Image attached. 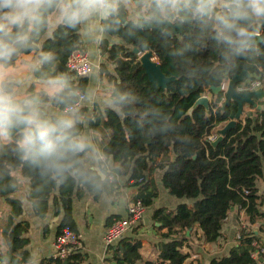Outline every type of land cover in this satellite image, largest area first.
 Here are the masks:
<instances>
[{"label":"trees","instance_id":"obj_1","mask_svg":"<svg viewBox=\"0 0 264 264\" xmlns=\"http://www.w3.org/2000/svg\"><path fill=\"white\" fill-rule=\"evenodd\" d=\"M131 1L135 8L130 3L115 18L105 16L101 22L105 36L99 48L107 58L99 73L113 86L112 107L102 111L95 106L88 126L106 132L108 139L102 153L107 161L124 167L133 165L129 181L139 191L132 200L139 199L146 207L153 205L159 193L156 186L145 184V173L150 163L162 158L159 168L164 172L163 188L183 202L173 211L159 209L154 214L155 220L162 224L160 229L167 230L165 238L170 240L161 245L158 261L145 260L141 254L142 240L129 233L108 249L109 261L184 264L189 257L182 252L184 238L191 229L200 228L205 242L214 244L223 237L232 207L246 209L251 222L256 216H263L258 211L257 181L264 175V106L253 108L255 113L248 114L244 121L238 120L217 147L212 146L209 137L216 126L234 120L238 113L236 102L225 103L221 90L224 83L247 71L251 80L262 82L264 89V25L255 26V36L247 50L235 56L228 45L216 38L215 27L205 29L186 14L158 23L146 0ZM47 28L15 58L13 66L22 54L34 52L36 58L41 51L50 53L53 60L31 74L33 82L43 74L61 75L74 92L85 93L87 97L89 77L78 79L67 67L73 52L87 51L81 25L70 28L61 23L44 39ZM148 52L157 58L166 76L176 79L166 88L150 82L142 67L140 55ZM108 65L114 67L112 71ZM34 83L28 93L37 95L46 112H53L48 105L59 111L60 105L35 93ZM207 92H214L210 111L199 106L188 115ZM88 110L80 109L84 120ZM85 124L80 126L82 131ZM84 155L80 154L72 171L54 176L20 158L11 146L0 148V198L12 208L3 233L8 248L7 263L30 261L28 222L22 220L24 204L15 197L21 190L19 177L29 181L28 200L37 216L45 217L51 209L56 216L62 214L58 236L66 227L77 232L73 217L75 196L90 193L99 199L109 192L108 177L103 178L97 170L85 166ZM137 229L138 226L131 233ZM241 239L243 244L232 249L228 257L213 259L210 264H254L251 259L254 239L250 233L242 234ZM41 264L92 263L78 251L65 259L51 257Z\"/></svg>","mask_w":264,"mask_h":264},{"label":"clouds","instance_id":"obj_2","mask_svg":"<svg viewBox=\"0 0 264 264\" xmlns=\"http://www.w3.org/2000/svg\"><path fill=\"white\" fill-rule=\"evenodd\" d=\"M159 23L186 14L203 28L215 27L216 38L228 45L232 55L243 54L255 36V26L264 25V0H146ZM131 0H0V148L11 146L20 158L54 176L74 169L81 153L101 157L90 142L79 104L67 78L43 74L39 95L59 111L46 112L36 94L17 91L13 61L31 47L55 15L70 28L95 17H116ZM50 53L40 52L26 67L38 72L50 63ZM86 126V124H85Z\"/></svg>","mask_w":264,"mask_h":264},{"label":"crops","instance_id":"obj_3","mask_svg":"<svg viewBox=\"0 0 264 264\" xmlns=\"http://www.w3.org/2000/svg\"><path fill=\"white\" fill-rule=\"evenodd\" d=\"M132 7H136L133 2ZM105 17H95L81 24V31L84 44L93 62L94 69L89 76V86L84 107L88 108L86 127L84 132L90 133V142L97 150L101 157L95 159L91 155H84L85 166L99 169L105 177L109 179V192L99 199H95L90 193H85L82 197L73 198V217L76 224V230L81 236V251L85 258L92 264H116L109 261L111 252L104 244L103 236L109 224L125 218L128 213V202L138 194L139 187H131L130 182L132 175V164L127 167L121 166L120 163H114L112 160L107 161L102 153V147L107 141V135L104 131H94L88 126L89 120L93 115L95 106L102 111L112 107L111 93L113 86L107 82L106 78L101 77L99 67L106 63L105 58L97 56V50L104 32L101 22ZM61 24L58 18L53 15L48 24L47 33L44 39L50 37L54 30ZM43 39V40H44ZM30 54H22L14 68V76L18 82L19 93H27V78L29 84L34 83L31 79L32 72L26 67ZM23 59V60H22ZM27 60L26 63L23 62ZM25 63V64H24ZM113 69H111L112 71ZM35 93H38V83H34ZM28 89V90H27ZM24 90V91H23ZM23 91V92H22ZM56 112V108H50ZM162 158H158L155 164L150 163L149 169L145 173V184L156 186L158 196L147 211L143 221L138 225L136 233L129 232L128 235L137 237L142 240L141 254L147 261H158L160 247L163 243L169 242L165 238L166 229L161 230L162 224L157 222L154 214L159 209L173 211L183 200H179L169 194L163 188L162 178L164 172L159 165ZM21 190L15 197L24 204L23 219L28 222L26 238L29 240L27 251L30 254V261L21 264H41L54 254V242L58 237V228L62 221V214L56 216L51 209L45 217H39L32 209L28 200L29 181L19 177ZM259 196L258 211L263 216L254 218L251 222L246 209L239 206L232 207L231 213L223 227V237L214 244L206 243L203 231L200 228H193L186 233L184 238V247L182 252L189 255L184 264H210L213 259L221 260L230 255L232 249L240 247L242 234L250 233L254 240L264 243V175L257 181ZM12 208L4 198H0V264H9L5 261V255L8 248L4 244L3 233L8 224ZM243 232V233H242ZM182 237V236H180ZM264 260V255L262 256ZM254 264H256L254 262Z\"/></svg>","mask_w":264,"mask_h":264},{"label":"built area","instance_id":"obj_4","mask_svg":"<svg viewBox=\"0 0 264 264\" xmlns=\"http://www.w3.org/2000/svg\"><path fill=\"white\" fill-rule=\"evenodd\" d=\"M68 71L73 73L76 78L89 77L94 69L93 62L88 51H75L73 52L67 63ZM224 83L221 90L226 93L228 87ZM239 93L253 92L263 89L261 81H245L237 86ZM83 99L80 101L79 109L83 108L86 101V94L77 92ZM216 140V138L214 139ZM127 216L120 220L115 221L107 228L104 233L103 240L107 250L112 247L118 240L123 238L126 234L136 228L144 219L147 207L141 200H130L127 206ZM81 236L79 233L73 231L70 227L63 229L62 233L57 237L54 242V258L65 259L81 249ZM254 250L251 252V259L256 264H264L262 259L264 255V243L257 240L253 241Z\"/></svg>","mask_w":264,"mask_h":264},{"label":"water","instance_id":"obj_5","mask_svg":"<svg viewBox=\"0 0 264 264\" xmlns=\"http://www.w3.org/2000/svg\"><path fill=\"white\" fill-rule=\"evenodd\" d=\"M168 26L172 27L173 24L169 22ZM261 40L262 39L259 36V42H261ZM141 55L142 56L140 59H141L142 67L145 69L150 82L158 85L159 87L166 88L170 82L176 80L174 77H168L163 73L161 69V64L154 60L153 53L148 52ZM248 78H249L248 72L243 71L241 74L233 76V78L230 80L228 89L225 93V103H229L231 101L236 102L238 104V113L234 120L228 122L223 129H220L218 131L219 136L217 137L216 140L212 142L213 147H217V145L224 139L225 135L230 130L234 129L237 126L240 115L243 113L244 106L252 105L254 107H257L255 100L262 98L264 96V89H260L253 92H245V93H239L237 91L236 89L237 86ZM199 106H203L206 108L207 111H210L209 97L203 96L200 99H198L194 104V106L188 112V115H192L193 112ZM258 109H262V106H259ZM96 170L103 178H105V175L99 169Z\"/></svg>","mask_w":264,"mask_h":264},{"label":"rangeland","instance_id":"obj_6","mask_svg":"<svg viewBox=\"0 0 264 264\" xmlns=\"http://www.w3.org/2000/svg\"><path fill=\"white\" fill-rule=\"evenodd\" d=\"M132 3H133V2L131 1V4H132ZM86 49H87L88 51L90 50L88 47H87ZM97 51H98V52H97V56H99V58H102V59L105 58V60H106L107 56L101 53L100 48H99ZM141 56H142V55H140V57H141ZM31 57H33V58H31ZM30 58H31V60H34V59H35V56H30ZM22 60H23V59H22ZM154 60H155L156 62H158V60H157L156 57H154ZM26 61H27V60H24L23 62L26 63ZM28 62H29V60L27 61V63H28ZM25 63H24V64H25ZM108 68H109V69H113L114 67L111 66V65H108ZM29 81H30L29 78H27L26 82H27L28 89H29V87L31 86V84H29ZM229 82H230V80H229L228 82H226V83H227V84H226L227 87H228V85H229ZM28 89H27V90H28ZM19 90H21V88H19ZM23 91H24V90H23ZM23 91H22V92H23ZM27 93H28V91H27ZM213 95H214V92H207L205 96L209 97V99L211 100L212 97H213ZM255 103L257 104V109H258L259 106H264V96H263L262 98L257 99V100L255 101ZM47 108L50 109V108H51V105H48ZM253 108H256V107H254V106H252V105H245V106H244V109H243V113L240 115L239 120H240V121H241V120L244 121L245 118H246V116H247L248 114H250V113H255V110H254ZM227 123H228V122H225V123H222V124L216 126V127L214 128V130L212 131V135L209 137V140H210V141H214L215 138L217 139V137L219 136L218 131H219L220 129H223ZM170 157H172V155H170ZM160 164H161V163H160Z\"/></svg>","mask_w":264,"mask_h":264},{"label":"flooded vegetation","instance_id":"obj_7","mask_svg":"<svg viewBox=\"0 0 264 264\" xmlns=\"http://www.w3.org/2000/svg\"><path fill=\"white\" fill-rule=\"evenodd\" d=\"M251 80V78L249 77L248 79H246L245 81H250ZM245 81H243V82H245ZM241 84V83H240ZM256 101V100H255Z\"/></svg>","mask_w":264,"mask_h":264}]
</instances>
